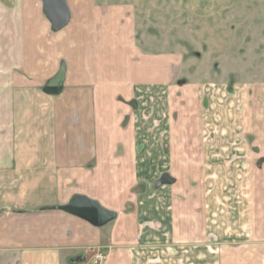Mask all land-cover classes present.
<instances>
[{
	"label": "crops",
	"instance_id": "1",
	"mask_svg": "<svg viewBox=\"0 0 264 264\" xmlns=\"http://www.w3.org/2000/svg\"><path fill=\"white\" fill-rule=\"evenodd\" d=\"M127 2L0 0V264H264V109Z\"/></svg>",
	"mask_w": 264,
	"mask_h": 264
},
{
	"label": "rangeland",
	"instance_id": "2",
	"mask_svg": "<svg viewBox=\"0 0 264 264\" xmlns=\"http://www.w3.org/2000/svg\"><path fill=\"white\" fill-rule=\"evenodd\" d=\"M125 1L150 53L181 57L182 85H244L249 106L264 109V0Z\"/></svg>",
	"mask_w": 264,
	"mask_h": 264
},
{
	"label": "water",
	"instance_id": "3",
	"mask_svg": "<svg viewBox=\"0 0 264 264\" xmlns=\"http://www.w3.org/2000/svg\"><path fill=\"white\" fill-rule=\"evenodd\" d=\"M43 3L44 11L52 25L54 31L63 30L70 21V11L68 9L66 0H41ZM169 176H164L160 181V185L172 184Z\"/></svg>",
	"mask_w": 264,
	"mask_h": 264
},
{
	"label": "built area",
	"instance_id": "4",
	"mask_svg": "<svg viewBox=\"0 0 264 264\" xmlns=\"http://www.w3.org/2000/svg\"><path fill=\"white\" fill-rule=\"evenodd\" d=\"M102 259H103L102 256H98L99 261H102Z\"/></svg>",
	"mask_w": 264,
	"mask_h": 264
},
{
	"label": "trees",
	"instance_id": "5",
	"mask_svg": "<svg viewBox=\"0 0 264 264\" xmlns=\"http://www.w3.org/2000/svg\"><path fill=\"white\" fill-rule=\"evenodd\" d=\"M69 211H71V210H69ZM72 212V211H71Z\"/></svg>",
	"mask_w": 264,
	"mask_h": 264
}]
</instances>
